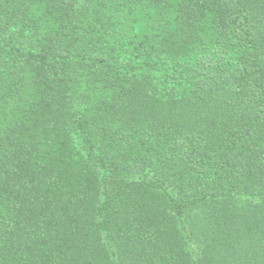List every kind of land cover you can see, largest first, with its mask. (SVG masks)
I'll list each match as a JSON object with an SVG mask.
<instances>
[{"label": "trees", "instance_id": "obj_1", "mask_svg": "<svg viewBox=\"0 0 264 264\" xmlns=\"http://www.w3.org/2000/svg\"><path fill=\"white\" fill-rule=\"evenodd\" d=\"M0 264H264V0H0Z\"/></svg>", "mask_w": 264, "mask_h": 264}]
</instances>
